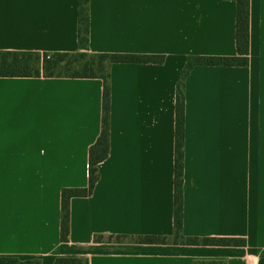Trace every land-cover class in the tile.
Wrapping results in <instances>:
<instances>
[{
    "label": "crops",
    "instance_id": "crops-1",
    "mask_svg": "<svg viewBox=\"0 0 264 264\" xmlns=\"http://www.w3.org/2000/svg\"><path fill=\"white\" fill-rule=\"evenodd\" d=\"M78 0H0V50L78 51ZM234 0H90L93 53L165 55L111 66V149L87 187L103 80L0 77V256L89 264H264V0L250 2L247 66H196L185 86L184 234L245 246L96 242L174 233L177 83L189 55H237Z\"/></svg>",
    "mask_w": 264,
    "mask_h": 264
},
{
    "label": "trees",
    "instance_id": "trees-1",
    "mask_svg": "<svg viewBox=\"0 0 264 264\" xmlns=\"http://www.w3.org/2000/svg\"><path fill=\"white\" fill-rule=\"evenodd\" d=\"M236 13L237 55H189L177 83L175 124L174 233L170 236L96 234V242L132 241L144 244H182L201 246H245V238L199 237L184 234V143L186 79L196 66H247L250 62V2L234 0ZM78 51L38 52L0 50V77L99 78L103 80L101 129L89 148V183L87 187H67L61 192L60 237L69 240L71 200L93 194L100 180L99 165L109 157L111 149V66L114 63L162 64L165 55L134 53H93L90 46V0H78ZM0 264H43L39 259L21 260L0 256ZM53 264H89L87 258L58 257ZM194 264H226L223 261H197Z\"/></svg>",
    "mask_w": 264,
    "mask_h": 264
}]
</instances>
